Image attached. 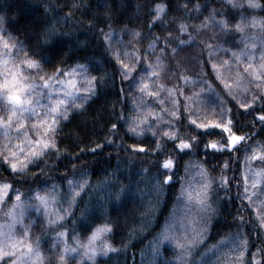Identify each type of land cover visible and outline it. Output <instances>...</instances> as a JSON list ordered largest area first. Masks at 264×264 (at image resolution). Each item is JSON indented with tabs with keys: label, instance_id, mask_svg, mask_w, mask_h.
Returning <instances> with one entry per match:
<instances>
[{
	"label": "snow or ice",
	"instance_id": "snow-or-ice-1",
	"mask_svg": "<svg viewBox=\"0 0 264 264\" xmlns=\"http://www.w3.org/2000/svg\"><path fill=\"white\" fill-rule=\"evenodd\" d=\"M229 2L233 8L247 5L251 10L264 11V4L260 0ZM167 7L163 3L152 5L149 10L154 11L155 15L149 24L152 25L166 14ZM201 7L200 4L195 5L197 10ZM215 13L216 9H211L209 15L196 25V29L211 25L218 32L227 34L225 40H229L231 35H236L242 46L231 48L223 44H205L199 53L200 66L195 70V74L187 75L186 70L181 68L178 78L179 91L158 79L162 71L167 69L161 55H157L151 62L146 55L141 64L138 50L125 48L123 55L132 56L134 60L130 65L121 59L119 50L112 51L111 39L115 36L114 31L109 29L104 33L103 39L108 45V50L112 51L128 86L132 88V82L135 81V97L129 107L136 115H126L122 111L117 121L108 127L109 131H114L118 124L126 122V132L131 137L143 138L151 131L150 139L155 140V145L150 149L143 143L128 146L133 153L146 152L157 157L146 168L137 169L143 178L137 180V190L141 196H149L144 204L145 210L141 213L143 217L150 216L156 203L164 196L165 190L177 183L179 155L193 151L232 153L238 151L239 145L243 144L246 155L241 160V172L235 182L237 196L242 202H246V207L251 208L260 227L264 228V198L257 199L264 192V168L252 167L254 161L264 162V142L250 143L253 133L234 131V118L225 103L227 96L235 100L239 108L251 111L257 99H260V106L264 108V17H246L241 13L239 18L232 22L226 16L217 17ZM227 15L235 16V13L229 12ZM7 22L0 17V161L11 170V174L0 177V202L11 196V205L3 213L6 219L0 220V264H46L48 258L41 250L40 236L32 237L33 221L24 223L27 210L35 208L37 212L42 211L44 224L58 227L65 217L75 212L79 198L88 190L92 181L85 178L83 168L77 175L73 166V173L66 178L61 177L60 184L53 182L49 185L44 182L41 187V182L37 179L40 176L38 169L31 174L36 187L22 189L18 185L25 179L27 169L33 166L32 161L38 162L45 152L53 150H56L57 156L61 154L62 150L58 148L55 136L61 120L68 118L70 110L84 108L96 91L97 77L89 74L92 63L88 57H84L85 63L75 62L70 66L63 65L60 57L61 62L55 63L51 71H44L43 66L53 64L54 58L58 56V30L53 26L45 27L33 47L31 43L26 44L24 39L8 31L4 27ZM177 27L180 34H188L187 41L177 39L175 46L169 47L167 38L171 37V33H167L160 53L170 50L175 55L181 47L195 42L196 36L189 34L187 23L180 21ZM25 32L28 33L25 39L30 41V30L26 28ZM131 35L141 34L132 32ZM158 40L156 37L150 41L145 52L148 49L155 50ZM205 50L207 59L204 58ZM221 50L227 55L219 61L213 59ZM205 65L211 67L219 88L212 80L205 79ZM233 66L236 69L235 74L225 75V70L232 69ZM29 72L32 73L31 76L26 75ZM137 72L140 73L139 76ZM197 84L200 85L199 88L188 95L184 94L185 86ZM165 89L167 95H164ZM178 97H182L184 101L182 112ZM151 104L157 106L146 107ZM200 104L206 107L201 109ZM209 107L211 111H208ZM203 113H207L210 118H206ZM185 116V129H191L192 132L220 129V137L205 140L201 147L197 135L180 131L177 118L183 119ZM253 120L258 121L260 128L264 129V112H256ZM203 135V131L199 132L200 137ZM105 139L111 142L112 136ZM168 144H172V148L165 154L164 150ZM92 147L99 150L101 145L95 144ZM245 164L247 167H244ZM153 165L155 171L149 175L148 169ZM227 167L225 160L220 166L221 173H226ZM17 173L20 174L19 177ZM120 175L119 172L113 173L109 170V175L92 185L93 190L100 191L101 195L93 205L90 193L79 210L81 219L95 215L98 208L105 206L104 188L108 189L109 200L123 198L128 185L119 179ZM178 179L179 187L175 190L172 209L151 241L153 257H159L162 245H170L176 255L165 261V264H264V248L252 250L250 260L245 258L248 242L247 238L240 239L239 231L222 236L214 245H209L199 256H195L194 250L205 240L207 218L216 211L212 200L213 193L228 189L232 181L226 174L213 177L203 163L192 160L191 157L185 162L184 171ZM32 180L28 181L29 185ZM194 180L198 183L194 184ZM14 184L17 186L14 187ZM177 205L183 208L179 217L176 215ZM96 218L100 220L99 223L85 225L90 231L83 239L79 233L71 236L72 244L68 243V229H60L52 234L51 250L58 253L55 257L56 264H66L67 260L74 257L77 258L76 264H95L98 256H107L118 251V246L107 239L113 233V223H109L106 216ZM235 219L242 220L243 217L238 216ZM17 228L20 229L19 232ZM230 241L231 247L221 252V246L229 244ZM210 256L213 257L212 260L208 259Z\"/></svg>",
	"mask_w": 264,
	"mask_h": 264
},
{
	"label": "trees",
	"instance_id": "trees-1",
	"mask_svg": "<svg viewBox=\"0 0 264 264\" xmlns=\"http://www.w3.org/2000/svg\"><path fill=\"white\" fill-rule=\"evenodd\" d=\"M260 2L264 4V0H260ZM156 3H163L168 7L166 14L150 25L149 21L155 13L149 9ZM196 4H200L202 7L197 10ZM211 9H216L217 17L223 15L232 22L239 18L241 13L246 17L252 15L264 17V11L251 10L247 5L233 8L229 0H0V17L8 21L4 27L18 38L24 39L26 44L31 43L34 47L45 27L53 26L58 30V56L54 58L53 64L43 66L44 71H51L55 63L61 62L60 57H62L63 65L68 66L75 62L85 63L84 57L91 60L92 67L89 68V74L97 77L96 91L82 110H70L68 118H62L55 134L58 148L62 150L61 154L57 156L56 150H53L45 152L38 162L32 161L33 166L27 169V173L24 174L25 179L18 186L22 189H27L29 186L36 187L37 184L35 180H32L31 174L38 169L40 176L37 179L41 182V187L44 182L49 185L53 182L60 184L61 177L66 178L67 175L73 173V166H75L77 175L81 168L85 170V178L90 179L92 184L79 198L75 212L68 215L69 222L66 221V225L70 224L71 231L79 233L83 239L90 231L85 225L99 223L100 220L96 217L106 216L108 222L113 223V233L107 239L118 246L116 253L98 256L95 264H150V261L151 264H165V261L176 255L170 245H162L159 257H153L151 241L172 209L176 195L175 190L179 187L178 178L183 173L185 162L189 161L190 157L192 160L203 163L213 177L226 174L232 181L228 189H221L219 192L213 193L212 200L216 211L207 218L205 240L194 250L195 256H199L209 245H214L222 236H226L230 232L235 234L238 231L241 234V239L247 238L246 259H251L252 250L264 248V228L260 227L251 208L246 207V202H242L237 196L238 189L235 187V182L241 172V160L246 155L243 144L239 145L238 151L232 153L222 151L213 154L212 151L207 153L193 151L179 155L176 169L177 183L170 185L165 190L164 196L156 203L151 215L143 217L141 213L145 210L144 204L149 196L147 194L141 196L140 191L137 190V180L143 179L137 169L146 168L157 157L148 155L146 152L133 153L128 146L133 143H143L150 149L155 145V140L150 139L151 131H148L143 138L131 137L126 132V122L118 124L114 131H109L108 127L117 121L122 111L126 115H136L129 107L135 97V81L132 82L133 87L130 88L120 72L112 51L119 50L121 59L130 65L134 60L132 56L125 57L123 55L125 48L133 51L138 50L141 64H143L146 55L150 62L157 55H161L167 69L162 71L158 79L161 83L175 87L179 91L178 78L181 68L186 70L185 74L194 75L195 70L200 66L199 53L205 44H223L225 47L231 48L242 46V42L237 40L236 35H231L229 40H225L227 34L218 32L211 25L196 29V25L209 15ZM189 10H191V14H189ZM229 12H234L235 16L227 15ZM180 21L189 25V34L196 36L195 42L181 47L175 55L170 50L160 53L162 42L165 41L167 33H171V37L167 38L169 47L175 46L177 39L187 41L188 34L179 33L177 25ZM26 28L31 33L30 41L25 39L28 35L25 32ZM109 29L115 33L111 39L112 51L108 50V45L103 39L104 33ZM132 32H139L141 35L132 36ZM156 37L159 40L156 42L155 50L148 49L145 52L149 42ZM226 55L227 53L221 50L213 56V59L219 61ZM204 58L207 59L206 50ZM203 71L206 73L205 79L212 80L213 84L219 88L218 82L212 75L211 67L205 65ZM235 71V66H233L232 69L225 70V75H234ZM26 75L31 76L32 73L29 72ZM139 75L140 73L137 72V76ZM199 87L198 84L185 86L184 94L188 95ZM164 95H167L166 89ZM178 99L182 112L184 101L182 97H178ZM225 103L231 109V115L234 118V131L253 133L250 136V143L264 142V129L260 128L258 121L253 120L256 112H264V108L260 106L261 100L257 99L251 111L239 108L235 100L227 96H225ZM147 106L156 107L157 105ZM199 107L204 109L206 106L200 104ZM208 111H211L210 107ZM203 114L206 118H210L207 117V113ZM177 119L180 131L197 135L201 147L205 140L220 137V129L192 132L191 129L184 128L186 116L183 119ZM201 131L204 132L202 137L199 136ZM107 136H112L111 142L105 139ZM95 144L101 145L99 150L92 147ZM171 148L172 144H168L164 150L165 154ZM173 155L177 154L173 153ZM205 157L207 158L205 159ZM225 160L228 164L227 171L221 173L220 166ZM260 162L259 160L254 161L256 164H260ZM109 170L113 173H121L119 179L128 185L127 192L121 200H109L108 189L104 188L105 206L98 208L95 215L81 219L79 210L84 206L90 193L93 205L96 203V198L101 195L100 191L93 190L92 185L109 175ZM154 171L155 166L153 165L148 169L149 175ZM10 174L11 170L7 169V166L0 161V177L10 176ZM19 176L20 174L17 173V177ZM29 180H32L31 185L28 183ZM193 183H198V181L194 180ZM16 186L14 184V187ZM182 212V206L177 205L176 215L179 217ZM238 216L243 219H235ZM142 224L143 227H141ZM31 228L32 237L35 238L39 235L41 238V250L48 258L46 264H56L55 257L58 253L51 250L53 243L51 237L54 232L49 233V230H46L41 216L35 218ZM130 229H134V231H130ZM76 259L75 257L69 259L66 264H76Z\"/></svg>",
	"mask_w": 264,
	"mask_h": 264
},
{
	"label": "rangeland",
	"instance_id": "rangeland-1",
	"mask_svg": "<svg viewBox=\"0 0 264 264\" xmlns=\"http://www.w3.org/2000/svg\"><path fill=\"white\" fill-rule=\"evenodd\" d=\"M244 167H247V164H245ZM252 167L253 168H264V162H260V164H256V163L253 162L252 163ZM259 198H264V192H262V194H261L260 197H257V199H259ZM10 205H11V196H9L6 201L0 202V220L6 219V217L3 215V213L6 212V210L8 209V207ZM59 206L60 205H57V207H59ZM37 216L43 217V212L42 211L41 212H37L35 208L28 209L27 212H26V218L24 220V223L25 224H28L29 220H32L34 222V220H35V218ZM67 219H68V216L65 217L63 223H60L58 225V227L48 226V225H45V224L44 225H45L46 230H49V233L56 232V231H58L60 229H65V228L68 229V243L69 244H72L73 242L71 240V236L73 234H76V233L73 232V231H71V227H69L70 224L69 225H66V221L69 222V220H67ZM31 230H32V228H31ZM19 231H20V229L17 228V232H19ZM230 247H231V241L229 242V244L222 245L221 248H220V251L221 252H224L227 249H229ZM208 259L209 260H212L213 257L210 256V257H208ZM221 259H225V257H221ZM5 264H6V262H5Z\"/></svg>",
	"mask_w": 264,
	"mask_h": 264
}]
</instances>
